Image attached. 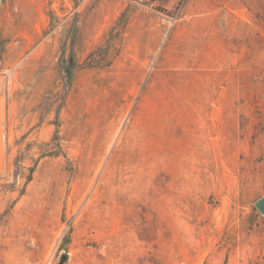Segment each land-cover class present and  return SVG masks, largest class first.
Instances as JSON below:
<instances>
[{"label": "rangeland", "instance_id": "374dc122", "mask_svg": "<svg viewBox=\"0 0 264 264\" xmlns=\"http://www.w3.org/2000/svg\"><path fill=\"white\" fill-rule=\"evenodd\" d=\"M261 200L264 0H3L0 264H264Z\"/></svg>", "mask_w": 264, "mask_h": 264}, {"label": "built area", "instance_id": "2783aa9c", "mask_svg": "<svg viewBox=\"0 0 264 264\" xmlns=\"http://www.w3.org/2000/svg\"><path fill=\"white\" fill-rule=\"evenodd\" d=\"M2 2H3V0H0V6H1ZM181 9H182V6H181V5L178 6V7L176 8L175 15L172 16V17L167 18L168 24H169L170 26H172V25H174V24L176 23V20H177V18H178V15L181 13Z\"/></svg>", "mask_w": 264, "mask_h": 264}, {"label": "water", "instance_id": "95a60500", "mask_svg": "<svg viewBox=\"0 0 264 264\" xmlns=\"http://www.w3.org/2000/svg\"><path fill=\"white\" fill-rule=\"evenodd\" d=\"M258 208L262 213H264V200H261L260 202L257 203Z\"/></svg>", "mask_w": 264, "mask_h": 264}]
</instances>
